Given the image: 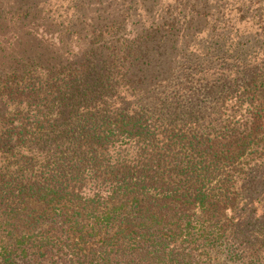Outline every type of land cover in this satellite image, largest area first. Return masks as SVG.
<instances>
[{
  "label": "trees",
  "instance_id": "obj_1",
  "mask_svg": "<svg viewBox=\"0 0 264 264\" xmlns=\"http://www.w3.org/2000/svg\"><path fill=\"white\" fill-rule=\"evenodd\" d=\"M52 1L0 0V264H142L165 252L159 234L176 216L234 264H264L262 243L245 251L264 214L235 216L261 196L264 152L240 159L264 108L211 138L241 80L211 66L215 37L200 57L177 43L191 22L134 36L104 8L113 0L84 1L78 18Z\"/></svg>",
  "mask_w": 264,
  "mask_h": 264
},
{
  "label": "rangeland",
  "instance_id": "obj_2",
  "mask_svg": "<svg viewBox=\"0 0 264 264\" xmlns=\"http://www.w3.org/2000/svg\"><path fill=\"white\" fill-rule=\"evenodd\" d=\"M84 1L87 0H57L56 3L57 6L59 5L58 7H77L74 11L78 12L76 16L78 18L82 15L80 7H86ZM132 1L134 0H127V4H125L124 0H113L112 7H104L115 14L121 13L123 20L127 18L128 29L132 28L133 30L132 32L128 30L126 34L132 33L137 36L145 31L152 32L153 28L159 26L167 27L168 24L186 28L187 22H191L196 27V30L191 32L193 35L189 39L184 38L185 34L180 31L177 43H180L181 47H187L189 53L202 57L206 53L207 39L209 36L215 37L220 47L219 51L214 52L216 54L214 56L215 63L211 66L214 67L217 74L232 75L235 73L241 79L236 86H233V93L225 97L221 122L214 125L216 134H213L211 138L219 136L222 126L227 125L229 128H233V125L236 124V127H239L242 124L241 116L246 115L251 109L258 106L264 108V0H209L208 3L202 2L204 0H138V5ZM143 2L146 3L145 6H141ZM92 3L94 2L89 1L87 5ZM52 4H55V0L52 1ZM130 9H132L131 12H129ZM198 15L202 20L200 23ZM192 17L196 19L195 22ZM201 31L203 32L201 33ZM123 36H125V31L119 32L115 38H108L109 40L106 37L105 40L113 42ZM253 38H256V44H252ZM260 46H263L260 50L262 64H258L260 60L254 62L257 59L255 57ZM176 61H179V56ZM217 61L219 63H216ZM255 66L256 69H253ZM243 72L246 73V76H242ZM217 76L219 77V75ZM246 79L249 81L245 82ZM251 79L257 83L254 90L258 92V95L251 94L241 99L239 94L241 91L245 92V90H239L241 84H250ZM224 88L225 85L222 90ZM230 110L233 120L230 124H225L223 119L227 118ZM262 115V130L252 136V140L250 138L247 140L249 145L240 162H246L248 157L255 153L264 152V112ZM240 130L243 131L244 128L240 127ZM256 178L261 181L257 185L258 189H261V191L259 190L261 196H254L256 199L251 196L246 201L243 198L241 203L235 206L237 219L250 215L249 218L259 220V217L264 214V170ZM179 209L178 207L176 210ZM195 212L196 214L200 213L198 209ZM253 224L256 225L252 227L253 230L247 228V231L248 229L252 230V233L248 235L250 247L245 248V251L256 246L253 243L258 246L262 243L264 249V219H260L257 224L255 221L251 222V225ZM193 226L189 227L186 220L180 219L179 216L172 218L168 227L159 234L160 237L163 236L168 241L165 248H162L165 249V252H160L152 261H145L142 264H195L196 262L199 264H234V261L237 262L228 255L224 247L222 248L220 242H215L213 246L214 242L211 241H215V238H206V235L201 233L200 224L194 223ZM257 227L258 231H256ZM236 244L235 247L240 246L243 249L240 241Z\"/></svg>",
  "mask_w": 264,
  "mask_h": 264
}]
</instances>
